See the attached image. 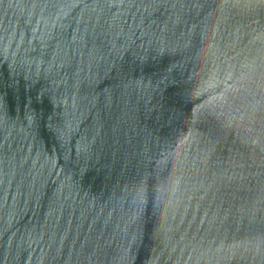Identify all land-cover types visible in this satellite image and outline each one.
<instances>
[{"label": "water", "instance_id": "water-1", "mask_svg": "<svg viewBox=\"0 0 264 264\" xmlns=\"http://www.w3.org/2000/svg\"><path fill=\"white\" fill-rule=\"evenodd\" d=\"M0 264H264V0H0Z\"/></svg>", "mask_w": 264, "mask_h": 264}]
</instances>
